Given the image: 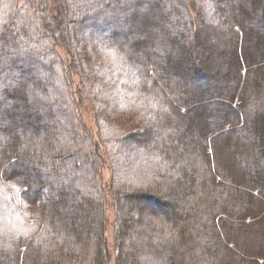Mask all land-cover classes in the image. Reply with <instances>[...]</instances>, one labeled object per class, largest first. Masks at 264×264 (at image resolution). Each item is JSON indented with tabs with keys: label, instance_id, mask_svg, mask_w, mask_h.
<instances>
[{
	"label": "trees",
	"instance_id": "obj_1",
	"mask_svg": "<svg viewBox=\"0 0 264 264\" xmlns=\"http://www.w3.org/2000/svg\"><path fill=\"white\" fill-rule=\"evenodd\" d=\"M217 13L224 73L196 62L203 91L187 92L179 60ZM200 110L216 128L188 141ZM219 141L243 170L221 166ZM127 249L264 264V0H0V264H122Z\"/></svg>",
	"mask_w": 264,
	"mask_h": 264
},
{
	"label": "rangeland",
	"instance_id": "obj_2",
	"mask_svg": "<svg viewBox=\"0 0 264 264\" xmlns=\"http://www.w3.org/2000/svg\"><path fill=\"white\" fill-rule=\"evenodd\" d=\"M218 13L216 14V22L217 23H214V21H212L210 18H209V21H208V23H213V24H216V25H214V26H208V28L207 29H204V30H201L200 32H199V35H198V38L196 39V47H195V50H196V59L194 58H192V57H188V56H184V57H182V59L180 58V62H181V64L182 65H184L185 66V70H186V76H187V78L185 79V80H187L188 79V81H186V86H188V87H190V88H192L193 86H195L196 85V88H198L199 90L201 89L202 91H203V80H205V77L203 76V77H201V74L200 75H198V77H196L195 76V74L193 75L192 73H193V69L194 68H191V67H194V64L196 63V62H199L200 64H201V68L203 69V71L205 72V73H209V72H212V73H214V75H213V77L214 78H217L218 76H219V68L217 67V65H212V63L210 62L209 63V61H212L213 62V60H212V57L213 58H219L220 59V57L222 58V50H220V49H222V46H221V42L222 43H224L223 41L225 40V36L221 33L222 31H221V29L220 28H218V26L219 25H217V24H220V22H219V19H218ZM213 19V18H212ZM216 26V28L215 29H212V28H214ZM257 32V31H256ZM258 33V36H261V32H257ZM212 36H213V38H212ZM217 37V49L215 48V50L213 49V47H214V45H215V38ZM211 38V39H210ZM210 45H212V46H210ZM212 49H213V51H212ZM61 53V55H62V57L63 58H66V55L63 53V52H60ZM208 53L210 54V55H208ZM208 56H211V57H208ZM217 56V57H216ZM201 58H202V60H201ZM211 58V60H209ZM204 61V62H203ZM209 64H208V63ZM204 63H206V64H208V65H206V64H204ZM192 64V65H191ZM215 64H217V61H215ZM199 69V68H198ZM196 71V70H195ZM207 71H209V72H207ZM224 73V70H222V71H220V74L222 75ZM193 76V77H192ZM200 77V78H199ZM75 81L77 82V79H75ZM196 82V83H195ZM175 84V83H174ZM192 86V87H191ZM200 88H199V87ZM194 89L192 88L191 90H187V92H189V91H192L193 93H194V91H193ZM196 94V93H195ZM203 93H201L200 94V100H203L204 98H205V94L204 95H202ZM204 103V102H203ZM201 104H202V102H201ZM201 106V105H200ZM214 107V106H213ZM213 107H211V109L213 108ZM194 108H196V107H194ZM218 108H217V106L214 108V110H217ZM199 113L198 114H201V115H199V117L201 118V121H200V123L196 126V125H190V126H194V127H188L187 128V130L186 131H188V135H191V137L190 138H188L187 140L188 141H190V140H193V139H196V141H197V139H198V137L196 138V136L197 135H195L194 136V134H196V133H200L201 131H202V129L205 127V125H211V123H212V125H213V127H215L216 128V122H215V118H213V117H211L210 119L209 118H207V120H206V118H204L205 116V114H204V111H202V110H200V111H198ZM215 114V113H214ZM80 115H81V118H82V120L84 121V123L87 125V127L90 129V130H92V131H94V130H96V125H95V123H94V119H93V112L91 111V109L89 108V106L87 105V104H82V106L80 107ZM185 122L187 123V118H185ZM200 126V127H199ZM186 127V126H185ZM197 129V130H196ZM140 131L141 129H135L134 130V132H136V131ZM195 137V138H192V137ZM233 138H237V135H235V136H233ZM224 141V140H223ZM223 141H219L218 142V146L216 147L215 146V148H218L219 150H218V153H217V156H218V154H219V161H220V164H221V166L224 168V169H226L227 171H232L233 173H238V171H240L241 169L243 170L244 169V164L241 162V161H239V162H236V159L234 160V154H233V151L232 150H234L236 147L235 146H237V145H235V144H231V146L230 147H226V146H223ZM236 140H234V142H235ZM233 142V143H234ZM195 143V142H194ZM222 145V146H221ZM191 147H193V145H192V143H191V145H190ZM220 146V147H219ZM223 147V148H222ZM238 147V146H237ZM194 151H196V147H194ZM210 149V148H209ZM191 172V171H190ZM189 172V173H190ZM103 177H104V179L105 180H108L109 179V173H108V171H104L103 172ZM187 177V175H185V177L184 178H186ZM170 187H171V191L173 192V190H172V187L174 188V193L176 192L175 190H177L175 187H174V184H172V185H169ZM181 186V185H180ZM179 190V189H178ZM155 193V192H154ZM156 193H158V192H156ZM157 197L158 196H160V194L158 193V195H156ZM155 196V197H156ZM170 197V200L172 201L173 199H177L178 198V195H177V197H175L174 195H172V196H169ZM160 198L162 199V196H160ZM180 198V197H179ZM133 207H136L134 204L132 205ZM138 206V205H137ZM173 210V212H174V207H172V208H169V210ZM169 212H171V211H169ZM172 213V212H171ZM108 215H109V222H112V219H113V214L109 211L108 212ZM139 226V225H138ZM110 230V229H109ZM109 230H108V232H107V238H108V245L110 246L111 245V243H112V234L111 233H109ZM136 232V233H138V232H140V231H143V229L141 228V227H134V225H133V229H132V232ZM131 234H133V233H131ZM134 235V234H133ZM130 238V237H129ZM127 246H129L128 244L126 245V247ZM126 247H125V249H126ZM136 257V258H135ZM108 264H112V263H108ZM122 264H144V262H142L141 263V259L140 258H138V256H137V254L136 255H133V253H132V251H130L129 249H127L126 251H125V254H124V258H123V263Z\"/></svg>",
	"mask_w": 264,
	"mask_h": 264
}]
</instances>
